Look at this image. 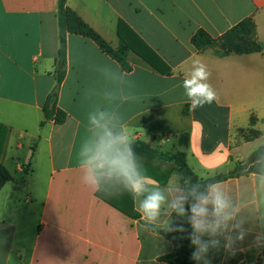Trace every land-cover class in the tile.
<instances>
[{"label": "crops", "instance_id": "obj_1", "mask_svg": "<svg viewBox=\"0 0 264 264\" xmlns=\"http://www.w3.org/2000/svg\"><path fill=\"white\" fill-rule=\"evenodd\" d=\"M68 5L114 49L124 22L170 72L152 69L133 52L132 71L126 72L95 42L69 34L66 75L55 95L59 0H0V166L12 177L0 189V264H168L159 258L172 253L173 244L145 225L131 195L124 192L126 204L133 200L124 213L82 183L77 152L87 114H121L134 142L165 153L185 151L200 178L229 174L264 143V51L218 57L212 48L198 51L192 38L200 29L218 38L252 18L264 43V0ZM197 60L207 66L217 99L192 111L182 82ZM129 93L137 99L124 102ZM45 109L66 112L65 122L57 124L55 115L47 119ZM182 134L190 137L186 148L179 145ZM151 164L175 172L165 161ZM250 179L223 183L240 188ZM102 191L109 200L123 198L118 188ZM253 241L254 234L248 235L235 255L210 251V264H256L264 248Z\"/></svg>", "mask_w": 264, "mask_h": 264}, {"label": "clouds", "instance_id": "obj_2", "mask_svg": "<svg viewBox=\"0 0 264 264\" xmlns=\"http://www.w3.org/2000/svg\"><path fill=\"white\" fill-rule=\"evenodd\" d=\"M119 73L125 75L120 69ZM209 76L205 64L193 61L182 82L190 110L217 99ZM135 99L129 93L124 102ZM133 145L121 114L99 109L89 112L77 152L82 183L94 190L115 187L131 195L152 230L183 233L184 225L175 224L173 214L186 220L191 228V259L196 264H210L212 250L223 248L226 254L235 255L237 244L250 234H254V245L264 248V143L247 154L241 174L251 179L240 188L214 179L194 181L179 171L160 186L146 174Z\"/></svg>", "mask_w": 264, "mask_h": 264}, {"label": "trees", "instance_id": "obj_3", "mask_svg": "<svg viewBox=\"0 0 264 264\" xmlns=\"http://www.w3.org/2000/svg\"><path fill=\"white\" fill-rule=\"evenodd\" d=\"M59 25V51L55 64V76L57 84L54 94L57 95L60 86L66 75L67 64V37L69 34L82 36L95 42L98 47L112 59L117 61L124 71L131 72L132 66L128 61L130 52L137 54L148 66L160 73H169L170 69L166 66L163 70L159 64L163 61L157 54H155L149 46L141 40L124 22H120L118 26V36L120 39V46L114 49L100 34H98L89 24H87L79 14L68 5V0H59V8L57 12ZM192 44L198 51H205L207 49H214L218 57H226L231 54L248 55L253 53H263L264 43H262L257 35V26L252 18H246L230 30H228L221 37L214 38L205 30H198L192 38ZM55 115V122L63 124L67 118V113L62 110H55L50 112L45 109V116L47 119ZM255 135H259L255 132ZM190 141L188 134L179 136V145L187 147ZM134 150L140 158L145 160L143 164L146 174L152 179L156 180L160 185H165L170 177V171L163 170L153 164L154 160L165 161L171 164L173 171H179L185 177L192 180H200L206 182L208 180L226 181L231 178L244 177L241 174L243 162H238L235 169L226 175H219L207 179L200 178L188 165L187 153L185 151H177L176 153H165L152 148L149 144L143 141L134 142ZM254 159V157H253ZM12 180L9 171L0 166V189H2L8 182ZM99 196L108 201L124 213L127 212V207H133L132 198H128L127 204L125 201V193L123 192L122 200H112L105 198L104 192L99 191ZM134 216L139 218V215L134 213ZM175 224H183L186 231L165 233L158 230H152L173 244L172 253L160 257V261L168 264H196L191 259L193 248L191 246L188 236L191 232L190 226L186 220L178 218L174 221ZM256 264H264V257Z\"/></svg>", "mask_w": 264, "mask_h": 264}]
</instances>
